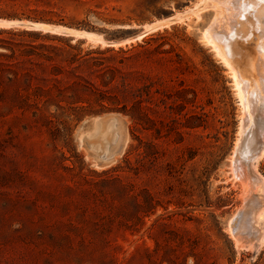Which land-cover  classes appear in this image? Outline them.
<instances>
[{
	"label": "rangeland",
	"instance_id": "obj_1",
	"mask_svg": "<svg viewBox=\"0 0 264 264\" xmlns=\"http://www.w3.org/2000/svg\"><path fill=\"white\" fill-rule=\"evenodd\" d=\"M240 3L0 0L1 20L91 32L72 36L83 47L175 17L113 46L136 45L126 53L103 54L106 70L88 85L96 94L75 104L83 112L0 100V264H264V149L242 143L244 104L204 34L215 18L253 76L246 49L258 22Z\"/></svg>",
	"mask_w": 264,
	"mask_h": 264
},
{
	"label": "trees",
	"instance_id": "obj_2",
	"mask_svg": "<svg viewBox=\"0 0 264 264\" xmlns=\"http://www.w3.org/2000/svg\"><path fill=\"white\" fill-rule=\"evenodd\" d=\"M82 44L80 38L61 33L0 27V100L8 102L9 109L33 114L51 113V106L55 111H64L62 102L75 112L85 111L86 107L75 104L88 102L86 95L96 94L88 85L94 74L101 76L100 71L106 70L103 54L126 53L136 45L115 49ZM103 98L96 100L102 107Z\"/></svg>",
	"mask_w": 264,
	"mask_h": 264
},
{
	"label": "bare ground",
	"instance_id": "obj_3",
	"mask_svg": "<svg viewBox=\"0 0 264 264\" xmlns=\"http://www.w3.org/2000/svg\"><path fill=\"white\" fill-rule=\"evenodd\" d=\"M239 6H240L242 12H245V11H248L251 9L252 12L250 15L256 20V22H258L257 27L254 29L255 30L254 34L252 33L250 38H249L252 40L253 44L250 42V40L249 41L245 40L246 43L244 45H246V44L248 45V43L250 42L251 47L249 46V48L247 50L244 46H242V48H244V50L246 49V51L248 52V58L250 60V63L248 66H249V70L254 71L253 76H251V74H249L248 70H246V69L240 70V66H242L243 62L241 63L240 59L239 60L235 59V56H233V54H232L233 53L232 48H234V46L237 44V42H235L236 38H234L231 41H229V40L223 41V40H221L223 35L217 31H214L213 27H214V23H215V18L213 19V25L209 28H206L204 34H205L206 41H208L214 47V49L216 50L218 55H220L221 58L223 59V61L230 67V69L233 73V76H234L235 85L237 86L238 93L240 95V99L244 104L243 115L240 117V124H239L240 133L245 132V134H246L245 135V141L242 143H244L246 149L249 148L252 144H254L255 146L261 144L262 150H263L264 149V41L260 40V38L264 34V0H241V3ZM222 11H220V12H222ZM174 20H175V17H172V18L164 19L160 22H155V23L150 24V25L147 24L145 26V28L143 29V32H140L139 34L135 35L132 38H128V39H125L122 41L120 40L117 42L103 41V43H105L106 45H113V46L114 45L127 44V43H130L132 41L139 40V39L143 38L147 33L151 32V31H154L156 29H160L161 27L169 25ZM27 23H29V22H18V21L17 22H10V21H6V20H0V27H13V26L24 27V28H29V29H38V30H43V31L56 32V33H61V34H65V35H71L74 37H75V35H78L79 37H84V38H87V36L89 38H93V36H94L93 34H91V32H86V31H82V30H75L72 28H64L61 26H50V25H45V24H40L39 28L23 26V24H27ZM256 32H257V36L255 35ZM258 36H260L259 39H258ZM238 41H239V39H238ZM242 43H244V42H242ZM246 51H243V49H242L239 51V53L240 52L243 53ZM247 52L245 54H247ZM230 53H231V55H230ZM238 56H241V55H238ZM242 61H244V60H242ZM250 103H252L251 106H250ZM245 115L248 118L247 121L245 120V118H246ZM248 135H250V138H249L250 140L247 139ZM237 146L240 147L239 144ZM262 154H263V152H262ZM261 182H262V180H261ZM256 197L257 196H255V198ZM256 199H258V198H256ZM258 200H259L258 204H260V199H258ZM258 200H256V201L258 202ZM261 200H262V197H261ZM251 201H252V198H251ZM250 206L252 207V205H250ZM244 212H246V210ZM249 214L251 215L252 213L248 212V214H245V215L250 216ZM250 220H251V218H249V221L247 220L248 222H246V223L250 222L249 226L251 225V221H252V220L251 221ZM244 225H247V224L244 223ZM256 225H260V224H256ZM253 227H252V229L255 228V227L254 228ZM244 228L245 227L242 226L241 229L236 230V232L240 234V232H242L243 230L246 231V228L245 229ZM247 229H249V228H247ZM253 232H255V231H252L251 234H253ZM232 233L234 234L235 232H232ZM256 234L257 233H255L254 236L253 235L252 236L255 238Z\"/></svg>",
	"mask_w": 264,
	"mask_h": 264
},
{
	"label": "water",
	"instance_id": "obj_4",
	"mask_svg": "<svg viewBox=\"0 0 264 264\" xmlns=\"http://www.w3.org/2000/svg\"><path fill=\"white\" fill-rule=\"evenodd\" d=\"M1 20V19H0ZM9 21V20H8ZM10 22H15V21H10ZM20 22V21H18ZM40 24H45V25H50L46 23H41V22H29L27 24H23V26H28V27H34V28H39ZM56 26V25H55ZM64 28H71V27H64ZM36 30V29H35ZM136 35V34H135ZM134 35V36H135Z\"/></svg>",
	"mask_w": 264,
	"mask_h": 264
}]
</instances>
